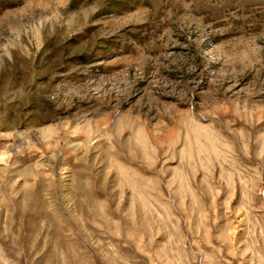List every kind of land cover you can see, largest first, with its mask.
<instances>
[{
    "label": "rangeland",
    "instance_id": "374dc122",
    "mask_svg": "<svg viewBox=\"0 0 264 264\" xmlns=\"http://www.w3.org/2000/svg\"><path fill=\"white\" fill-rule=\"evenodd\" d=\"M0 264H264V0H0Z\"/></svg>",
    "mask_w": 264,
    "mask_h": 264
}]
</instances>
